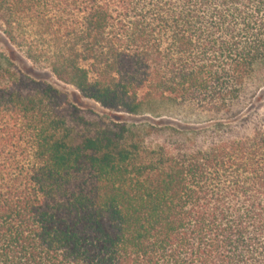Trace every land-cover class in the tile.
Returning a JSON list of instances; mask_svg holds the SVG:
<instances>
[{
	"label": "trees",
	"instance_id": "obj_1",
	"mask_svg": "<svg viewBox=\"0 0 264 264\" xmlns=\"http://www.w3.org/2000/svg\"><path fill=\"white\" fill-rule=\"evenodd\" d=\"M0 34L103 108L211 116L89 118L0 54V264H264V0H0Z\"/></svg>",
	"mask_w": 264,
	"mask_h": 264
},
{
	"label": "rangeland",
	"instance_id": "obj_2",
	"mask_svg": "<svg viewBox=\"0 0 264 264\" xmlns=\"http://www.w3.org/2000/svg\"><path fill=\"white\" fill-rule=\"evenodd\" d=\"M0 54L8 58L20 71L34 80L46 82L56 89L66 92L71 102L87 112L86 116L93 118L98 115L106 121L119 124H175L181 126L199 125L207 121L211 116L190 107H179L169 103H160L155 105L156 114L142 112L130 114L123 111L110 110L103 108L95 101L83 97L75 88L58 81L51 72L45 68L31 63L21 52L12 47L0 34ZM248 103L259 104L264 102V66L259 67L253 76L252 86L245 92ZM246 102L240 106V109H246L249 104ZM247 129L251 125L246 126Z\"/></svg>",
	"mask_w": 264,
	"mask_h": 264
}]
</instances>
